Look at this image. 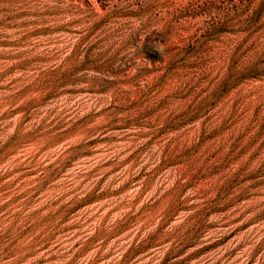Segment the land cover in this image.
<instances>
[{"label": "rangeland", "instance_id": "rangeland-1", "mask_svg": "<svg viewBox=\"0 0 264 264\" xmlns=\"http://www.w3.org/2000/svg\"><path fill=\"white\" fill-rule=\"evenodd\" d=\"M260 1L0 0V264H264V71L260 122L190 147L218 107L173 119L151 70Z\"/></svg>", "mask_w": 264, "mask_h": 264}, {"label": "trees", "instance_id": "trees-1", "mask_svg": "<svg viewBox=\"0 0 264 264\" xmlns=\"http://www.w3.org/2000/svg\"><path fill=\"white\" fill-rule=\"evenodd\" d=\"M244 10L247 8L235 9L233 12V16L239 17L237 23L244 26L243 29L246 31L241 39L233 40V44H227L216 37L226 26H230L231 18L227 16L218 19L215 24L208 25L203 40L190 37L182 45L163 48V56H159L157 63L151 60V70L158 72L152 87H164L166 91L158 99L159 103H169L177 97L191 98V109L189 107L187 111L180 112L173 119H179L192 110L198 115L200 113L205 115L206 111L216 107L220 111V120L215 122L214 126L211 123L216 120L211 118L216 112L202 122L201 131L192 139L190 147H198L207 131L217 134L232 128V132H241L238 136H243L260 122L259 112L262 109L260 89L245 90L242 87L236 88V85L245 79L257 78V74L264 71V0L242 18ZM163 34L167 36L171 34L170 24H166ZM178 41L183 40H175ZM215 50L222 51L219 54ZM152 87L148 90H152ZM250 110H252L250 116L244 117V112L248 113ZM261 120L263 123L260 124V128L264 125V117ZM255 136L256 134L250 136L247 146L253 142ZM221 146H226L225 142ZM183 147L180 148L179 144L168 146L164 151V158L182 156L183 150L187 148L185 145ZM230 148L233 150L237 145L233 142Z\"/></svg>", "mask_w": 264, "mask_h": 264}]
</instances>
